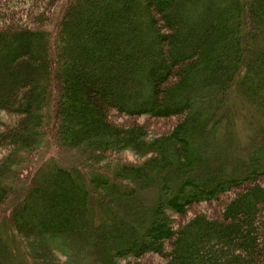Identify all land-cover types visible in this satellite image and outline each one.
Segmentation results:
<instances>
[{"label": "trees", "instance_id": "1", "mask_svg": "<svg viewBox=\"0 0 264 264\" xmlns=\"http://www.w3.org/2000/svg\"><path fill=\"white\" fill-rule=\"evenodd\" d=\"M43 2L0 13L11 231L95 264H264V0Z\"/></svg>", "mask_w": 264, "mask_h": 264}, {"label": "rangeland", "instance_id": "2", "mask_svg": "<svg viewBox=\"0 0 264 264\" xmlns=\"http://www.w3.org/2000/svg\"><path fill=\"white\" fill-rule=\"evenodd\" d=\"M44 1V0H43ZM39 0H0V13L4 10L13 9L15 13L20 16L19 19H23L26 14L24 11L30 9L31 16L37 12H42L44 2ZM11 42L9 46H11ZM5 117V116H4ZM7 120V118H2V121ZM6 124V123H5ZM149 128L153 133H160L167 129V122H151L149 123ZM252 128H247L241 124H237L234 131L235 141L240 145H245L249 142V135L251 134ZM50 152H47L44 156L43 153L38 158L36 167L43 162ZM31 164L27 165L31 166ZM29 169V168H28ZM24 175L27 176L25 171ZM33 174V172H31ZM29 178V176H28ZM20 192V189H18ZM214 205H209L206 207H195L191 212L195 211H206L211 215L215 212ZM9 208L4 209V212H0V264H95L92 257V252L85 248V246L78 247L77 244H67V249L56 251L50 247V244L42 238H36L33 242L29 244H24L16 234L11 231V227L7 221ZM7 210V211H6ZM59 247V246H58ZM159 261V260H158ZM154 258L153 264H158L159 262Z\"/></svg>", "mask_w": 264, "mask_h": 264}]
</instances>
